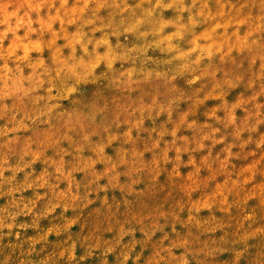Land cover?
<instances>
[{
  "label": "rangeland",
  "instance_id": "obj_1",
  "mask_svg": "<svg viewBox=\"0 0 264 264\" xmlns=\"http://www.w3.org/2000/svg\"><path fill=\"white\" fill-rule=\"evenodd\" d=\"M0 264H264V0H0Z\"/></svg>",
  "mask_w": 264,
  "mask_h": 264
}]
</instances>
